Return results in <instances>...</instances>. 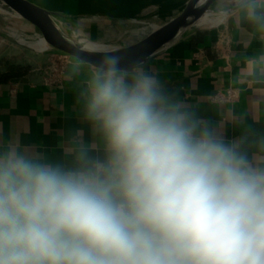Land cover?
Returning <instances> with one entry per match:
<instances>
[{"label": "clouds", "instance_id": "9594fccd", "mask_svg": "<svg viewBox=\"0 0 264 264\" xmlns=\"http://www.w3.org/2000/svg\"><path fill=\"white\" fill-rule=\"evenodd\" d=\"M216 13L264 35V0ZM62 39L78 126L54 146L0 126V264H264V145L198 119L145 60Z\"/></svg>", "mask_w": 264, "mask_h": 264}, {"label": "crops", "instance_id": "0c3cea01", "mask_svg": "<svg viewBox=\"0 0 264 264\" xmlns=\"http://www.w3.org/2000/svg\"><path fill=\"white\" fill-rule=\"evenodd\" d=\"M68 16L78 33L101 44L127 45L175 17L187 0H29ZM217 1L213 4L216 10ZM204 23L156 56L147 65L156 69L165 86L195 116L227 139H242L250 151L264 145V70L255 62L264 56V35L244 21L224 19ZM18 20L0 12V29L6 34ZM23 26L22 23H20ZM21 36V31H19ZM24 32L22 36H25ZM222 37V38H221ZM227 44H225V39ZM132 41V42H131ZM2 58L12 59L15 45L0 38ZM22 61L30 57L17 46ZM39 70H25L19 78L0 80V126L5 137L19 134L29 143L54 146L76 120V85L64 80L47 83L49 56L35 51ZM9 58V59H8ZM8 59V60H7ZM12 67V66H10ZM9 67V68H10ZM7 68L1 71L4 74ZM66 70V69H65ZM33 72V73H32ZM235 88L234 101H213L216 92Z\"/></svg>", "mask_w": 264, "mask_h": 264}, {"label": "water", "instance_id": "95a60500", "mask_svg": "<svg viewBox=\"0 0 264 264\" xmlns=\"http://www.w3.org/2000/svg\"><path fill=\"white\" fill-rule=\"evenodd\" d=\"M216 1L187 0L175 17L153 28L139 40L127 45H109L87 38L82 40L77 36L64 35L62 31L57 30V25L65 24L72 27L69 17L61 13L48 11L29 0H0V12L18 20L28 31L27 37L25 36L27 39L24 36L15 38L1 29L0 35L36 51L59 55L66 59H69V49L62 37L86 45L90 43L99 45L104 51L114 52L122 57L125 64L136 60L149 62L184 36L198 29L203 19H217L220 15L212 8ZM73 30L78 33L77 30ZM90 59L99 60L100 56H91Z\"/></svg>", "mask_w": 264, "mask_h": 264}, {"label": "built area", "instance_id": "2783aa9c", "mask_svg": "<svg viewBox=\"0 0 264 264\" xmlns=\"http://www.w3.org/2000/svg\"><path fill=\"white\" fill-rule=\"evenodd\" d=\"M222 38V37H221ZM225 39V38H224ZM227 44V39L224 40ZM49 65L47 67L48 74L45 78L47 83L58 82L66 69L68 59L59 55L50 54ZM238 97V91L235 88H227L226 90L216 92L211 96L213 101H234Z\"/></svg>", "mask_w": 264, "mask_h": 264}, {"label": "rangeland", "instance_id": "374dc122", "mask_svg": "<svg viewBox=\"0 0 264 264\" xmlns=\"http://www.w3.org/2000/svg\"><path fill=\"white\" fill-rule=\"evenodd\" d=\"M12 25L16 29L15 31H17V34L15 35V38H18L17 35H19V33H20L19 31H21L22 33L24 32V34H26L25 36L27 37L28 31L26 30V28L24 27V25L21 26L20 25V22L19 23L13 22ZM22 33H21V36H22ZM9 35H12V34L9 33ZM2 37L3 36L0 35V38H2ZM7 40H9V39H7ZM9 41L11 42V40H9ZM12 42L15 45V47H14V50H13L14 56H12V59L11 60L8 58L9 60L7 59L8 61H6V60H4L2 58L3 52H5V50H3V47L0 46V72L6 70L10 66H18V67H21L24 70H30V71H36L37 69L39 70V66L40 65L39 64H36L35 61L32 60V58H34V56H35L33 52H35L36 50L24 46V49L26 48L28 50V52H29L28 54H30V57H29V59L22 61V59H21L22 55H21V53H18V51H17L18 49H17L16 45L19 46V47H21L23 45L18 44L15 41H12ZM48 56H50V54H48ZM48 58L50 59V57H48Z\"/></svg>", "mask_w": 264, "mask_h": 264}, {"label": "bare ground", "instance_id": "6f19581e", "mask_svg": "<svg viewBox=\"0 0 264 264\" xmlns=\"http://www.w3.org/2000/svg\"><path fill=\"white\" fill-rule=\"evenodd\" d=\"M210 22L215 23V22H217V20L216 19H212V18H205V19L202 20V24H204V23L206 24V23H210ZM57 27H58L57 30L58 31H62V33L64 35H68L70 37H76L77 36L79 39H82V40L85 39V38L90 39L89 37L84 35V32L76 33L73 30L74 28L72 29L68 25H65V24L64 25H62V24L60 25V24H58ZM10 30L13 32L11 34L15 37V35L17 34V31H15L16 29L14 27H11ZM17 36H18V38H20L19 35H17ZM89 45H96V44L90 43ZM97 46H99V45H97Z\"/></svg>", "mask_w": 264, "mask_h": 264}, {"label": "trees", "instance_id": "16d2710c", "mask_svg": "<svg viewBox=\"0 0 264 264\" xmlns=\"http://www.w3.org/2000/svg\"><path fill=\"white\" fill-rule=\"evenodd\" d=\"M25 74V70L18 66H12L9 68V71L0 74V80L7 79V78H19Z\"/></svg>", "mask_w": 264, "mask_h": 264}]
</instances>
